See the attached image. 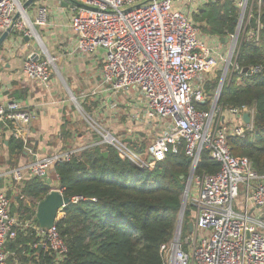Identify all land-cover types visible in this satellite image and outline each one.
<instances>
[{
  "label": "built area",
  "instance_id": "built-area-1",
  "mask_svg": "<svg viewBox=\"0 0 264 264\" xmlns=\"http://www.w3.org/2000/svg\"><path fill=\"white\" fill-rule=\"evenodd\" d=\"M27 1L0 0V32L9 28L11 32L20 30L27 23L33 33L31 26L35 29V24L45 23L49 6L35 1L23 7ZM74 1L80 5L67 1L65 7L58 3V9L64 10L78 52L92 54L103 50L99 91L102 104L116 110L119 96L134 94L140 107L130 117L133 123L146 122L150 130H144L142 136L129 126L123 133L96 130L94 134L89 130L85 143L40 156L29 142L35 113L20 100L0 101L2 128L20 141L29 154L24 165L12 169V178L21 182L25 176L50 177L56 163L69 161L79 150L97 145L112 147L121 159L140 169L153 168L168 154L183 151L190 160L189 173L192 170L182 194L183 214L189 208L193 227L190 232L186 227L188 235L182 239V231L189 222L184 223L182 216L176 239L160 247L164 264H264V172L258 173L249 158L233 156L228 146V138L253 135L255 111L247 105L218 104L221 89L231 74L243 73L236 63L239 46L235 50V45L239 36L208 35L204 39L192 18L200 7L217 0ZM236 4L245 15L247 0H236ZM249 18L250 14L245 20L242 17L241 38L257 42L259 23L247 31ZM22 35L31 38L29 32ZM229 37L233 40L232 48L221 52L219 40ZM45 51L29 53L21 72L49 87L55 73L54 58ZM258 70L259 67H252L247 72ZM217 73L220 75L215 90L209 94L205 85ZM197 102H207L208 107L199 109ZM130 142L137 149L145 145L136 150ZM202 151L219 164L218 171L196 172ZM52 189L61 191L58 187L51 186ZM80 199L75 196L71 202ZM61 209L56 221L63 214ZM56 221L42 230L29 219H19L11 214L10 200L0 187V264H14L9 261L5 244L15 237L17 229L29 228L40 238L33 247L54 253V261H61L67 246L57 231Z\"/></svg>",
  "mask_w": 264,
  "mask_h": 264
},
{
  "label": "trees",
  "instance_id": "trees-1",
  "mask_svg": "<svg viewBox=\"0 0 264 264\" xmlns=\"http://www.w3.org/2000/svg\"><path fill=\"white\" fill-rule=\"evenodd\" d=\"M252 7L246 30L254 29L258 21L259 39L257 42L246 37L239 39L236 63L241 68L259 67V70L252 74L233 72L221 89L218 104L254 108L253 135L244 139L228 138V146L233 156L249 158L255 170L263 173L264 0H260L259 9L256 2ZM238 11L236 0H217L200 7L192 18L206 35L226 37L235 32ZM215 81L206 83L208 91L216 86ZM21 96L16 94L15 99ZM206 103L195 105L206 109ZM80 104L84 111H89L85 102ZM68 122L65 121L61 130L64 141L61 148H66V137L71 138ZM85 142L84 139L78 145ZM8 143L11 149L21 151L20 141L10 137ZM129 145L141 150L145 144L138 149L133 142ZM189 168L190 160L183 151L168 154L153 168L140 169L129 160L121 159L108 145L79 150L69 161L56 163L53 169L62 193L70 199L82 198L62 207L63 214L56 221L57 231L67 246L65 257L56 262L54 253L33 247L40 238L29 228L17 229L15 237L6 242L9 261L17 264H164L160 247L173 239ZM218 169L219 164L208 152L202 151L196 172L212 174ZM19 188L14 195L13 210L19 219L32 220L36 203L51 186L39 177H31L22 180ZM24 198L31 200L30 203ZM189 215L186 208L184 223L190 220Z\"/></svg>",
  "mask_w": 264,
  "mask_h": 264
},
{
  "label": "crops",
  "instance_id": "crops-1",
  "mask_svg": "<svg viewBox=\"0 0 264 264\" xmlns=\"http://www.w3.org/2000/svg\"><path fill=\"white\" fill-rule=\"evenodd\" d=\"M50 1L51 0H49L47 3L44 2V4L49 6L48 14H50L46 27L50 26V23H53V27L50 26V28L57 27L56 30L58 33L53 35L49 29L48 33L46 29H43V33L45 34L44 37H46L44 41L41 39L42 37L40 38L36 32L37 36L40 38V44L42 45L43 50H46V45L55 49L58 44H61V48L66 51V54L62 56L64 59H67L70 62V65L65 64L66 66H64V72L66 71V75L70 74V77H72L74 80H80L82 74L87 76V80L91 84L94 83V81L101 82L103 50L98 49L92 54L78 52L75 49V35L69 26L68 19L64 14V10L61 11L58 9V1L60 6H62V1L56 0L55 3ZM254 2L257 4V0H253V3ZM16 31L17 30L12 32L10 31L0 46V101L4 102L10 99H15L16 94H19V96L24 94V96H21V99L19 98V100L27 109L33 111L36 116L30 124L29 142L35 152H37L40 156H43L46 154H51L63 146L64 141L61 137V130L65 124L66 104L65 100L60 101L56 99L57 93H55L53 90V84L56 81L54 76H52L50 79L49 87H45L41 82L29 79L22 74L21 67L23 60L29 53H37L38 49L34 44H32V42H30L28 38L20 35V32L16 33ZM1 34L2 32H0V35ZM219 42L221 43V52H224V48L228 44V40L226 39L221 41L220 39ZM44 43L46 45H44ZM55 52L58 51L56 50ZM218 76L219 75L217 74L213 79L218 80ZM82 81L85 82L84 79H82ZM214 88L211 91L207 90V92L212 94V92L215 90ZM130 105L131 103H124L122 106L125 108L127 106L130 107ZM101 106L105 113L106 111H111L109 117L115 119L118 109L116 112L112 111L109 109V107L105 106L104 104L102 105V102ZM129 127H132V125H129ZM3 130L4 129L1 126L0 187L5 191L6 194L8 193L14 199V195L20 191V182H17L12 178L11 171L16 167L24 165L29 160V154L26 150H24L22 143L20 152L18 150L11 149L8 142L12 136L6 130ZM69 131L74 133L73 130ZM136 131L135 134L137 133L139 136H142V134L145 132L142 129ZM123 132L124 130L120 131V133ZM71 136L73 137V134H71ZM84 139L87 140L88 137L85 135ZM66 141H69V139ZM81 141H83V139ZM144 142L146 143V140ZM48 178L50 179V186L57 185L58 179L54 173V170H52L50 177ZM25 179H28V177L25 176L23 180ZM8 194L7 197L9 198ZM9 200L11 214L18 217L17 212H13L11 209L12 202L10 198ZM24 201L29 204L31 200L24 198ZM13 203L15 205V202ZM31 222H33V225L39 227L38 224L33 221V219ZM38 249L43 248L38 247ZM13 263L17 264L15 262Z\"/></svg>",
  "mask_w": 264,
  "mask_h": 264
},
{
  "label": "rangeland",
  "instance_id": "rangeland-1",
  "mask_svg": "<svg viewBox=\"0 0 264 264\" xmlns=\"http://www.w3.org/2000/svg\"><path fill=\"white\" fill-rule=\"evenodd\" d=\"M42 2V3H47L49 2V0H36V2ZM53 1V3H55L56 0H51ZM50 1V2H51ZM241 0H239L240 2ZM243 1V0H242ZM59 3V2H58ZM253 6V0H247V9L245 11V15H243V20H245L247 18V16L249 14H251V10ZM52 7V6H50ZM238 7V4H237ZM238 16L239 17L240 13H241V9H239L238 7ZM50 14H47L46 20L44 24H35V31L38 33L39 37L45 41V34L43 33V29H46L47 33H48V29L49 31L55 35L57 34V27L52 28L53 27V23H50V26H52L50 28V26L46 27V25L48 24V18H49ZM31 20H34V16L31 15ZM244 22V21H243ZM43 27V28H42ZM46 27V28H44ZM243 26L240 27L239 32H237V42L235 45V50L237 49L238 46V42L239 39H241L242 37V32H243ZM237 30V24H236V28H235V32L233 34L236 33ZM20 35H22L24 32H29L30 33V37L28 38L30 40V42H32V44L35 45V47L38 50H43V48L41 47L39 41L37 40V37L34 35V33H31L30 31V27L27 23H25L24 25H22L20 30H17L16 33H19ZM201 35L204 37V39L208 38V35L205 34V32H203L200 29ZM23 36V35H22ZM23 43H25L24 41H22ZM232 42L233 40L229 37L228 40V44L225 46L224 51H228L230 48H232ZM44 45H46L44 43ZM61 44H58L56 46V50L58 52H55L56 50L54 48H52L51 46L46 45V49L47 51L49 50V54L51 53L53 55L54 61H53V70L55 71L54 73V77L56 78V81L53 84V90L56 94V99L57 100H65V108H66V112H65V121L68 122V130H73L74 133H72L71 131H69L70 134H73V137L71 136V138L66 137L69 139V141H65L66 142V146L67 147L71 144L73 145H78L79 143H82V139L84 141V137L85 134L88 136L90 134L89 130H92V132L94 134H97L96 130H109V131H114L116 133H120L121 130H124L126 126L132 125V127L135 130H150L147 128L146 122H135L132 124L131 121V113L133 112H137V110L139 109V105L137 104V99L135 98L136 96H134V94H129L128 96L126 94H123L121 96H119V101L120 104H118L117 108H118V112L117 109L116 110H112L109 106V109L112 111L116 112V117L115 119L110 118L109 114L111 111H106V113L103 111L102 106H101V102H103V97H101L99 91H100V81H97L94 83H89V81L87 80V76L86 75H82L81 74V79L80 80H74L72 77H70V74L66 75V71L64 72V66L70 65V62L67 59H64L62 55L66 54V51L63 50V48H61ZM26 47V44H25ZM234 50V51H235ZM45 51V50H43ZM46 52V51H45ZM50 54V55H51ZM51 55V56H52ZM61 68V70H60ZM218 75H220L219 73H217ZM77 78V77H76ZM205 79L208 80V77H204ZM82 79L85 80V82L82 81ZM214 81V79H211L209 81V83L211 84ZM217 80L215 81L216 84ZM216 87V86H215ZM215 89V88H214ZM136 95V94H135ZM73 96L75 99H72ZM86 103V106H88L90 109L88 112L84 111L83 108L81 107L80 103ZM134 104H133V103ZM129 104L132 103L127 107H123V104ZM103 105V104H102ZM108 114V115H107ZM162 123H164V121L162 120ZM137 126V127H136ZM65 137V136H64ZM146 142H148V140H146ZM52 172V171H51ZM51 174V173H50ZM53 187L57 188V185H52ZM8 194V193H7ZM9 198L11 199L12 202V207L11 209L13 210V198L11 195H9ZM16 204V203H15ZM188 207V206H187ZM14 211V210H13ZM188 235V232L186 231V226L184 227L183 231H182V239Z\"/></svg>",
  "mask_w": 264,
  "mask_h": 264
},
{
  "label": "water",
  "instance_id": "water-1",
  "mask_svg": "<svg viewBox=\"0 0 264 264\" xmlns=\"http://www.w3.org/2000/svg\"><path fill=\"white\" fill-rule=\"evenodd\" d=\"M35 1L36 0H28L27 2L24 3L23 7H26ZM67 1L69 3H72V4L80 5L79 3H77L74 0H67ZM67 1L63 0L61 2V5L64 7L67 6L68 5ZM242 16H243V10L241 9V13H240L239 17L236 18V24H237L236 35H237V32H239V26H240V23L242 20ZM10 30L11 29L9 28V29L5 30L4 32H2V34L0 35V46H1L2 42L4 41V39L7 37ZM224 40H226V38H221V41H224ZM242 72H247V68H242ZM244 119L247 122L248 116L245 115ZM97 139H99V137ZM103 155H106V152H103ZM191 171L192 170H190V173L186 179L187 181L189 179V176L191 175ZM43 180L45 181L46 184H50V179L48 177H43ZM70 202H71V199L69 197L65 196L60 190L52 189L51 191H49L44 196V198H42L37 203L33 221L36 222L42 230L49 229L55 223L58 211L62 207H65L66 205H68ZM184 203H185V198H182L181 208H180V212L178 215L173 239H176V237L179 234L180 226L182 223ZM186 227H187V230L190 232L192 230V227H193L192 222L189 221L186 224Z\"/></svg>",
  "mask_w": 264,
  "mask_h": 264
},
{
  "label": "bare ground",
  "instance_id": "bare-ground-1",
  "mask_svg": "<svg viewBox=\"0 0 264 264\" xmlns=\"http://www.w3.org/2000/svg\"><path fill=\"white\" fill-rule=\"evenodd\" d=\"M30 26H31V25H30ZM31 29H32L33 33L35 34V36L37 37V40H38L39 43H40V38L37 36L35 29H34L32 26H31ZM40 45H41V44H40ZM41 47H42V45H41Z\"/></svg>",
  "mask_w": 264,
  "mask_h": 264
}]
</instances>
